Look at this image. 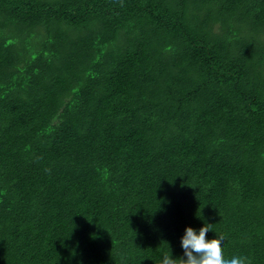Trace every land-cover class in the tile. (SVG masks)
<instances>
[{
    "label": "trees",
    "instance_id": "1",
    "mask_svg": "<svg viewBox=\"0 0 264 264\" xmlns=\"http://www.w3.org/2000/svg\"><path fill=\"white\" fill-rule=\"evenodd\" d=\"M185 225L264 264V0H0V264H160Z\"/></svg>",
    "mask_w": 264,
    "mask_h": 264
},
{
    "label": "clouds",
    "instance_id": "2",
    "mask_svg": "<svg viewBox=\"0 0 264 264\" xmlns=\"http://www.w3.org/2000/svg\"><path fill=\"white\" fill-rule=\"evenodd\" d=\"M212 230H197L191 225H185L180 237L182 256H173L171 249L161 253L160 264H245L243 258L225 259L221 239L208 243Z\"/></svg>",
    "mask_w": 264,
    "mask_h": 264
}]
</instances>
